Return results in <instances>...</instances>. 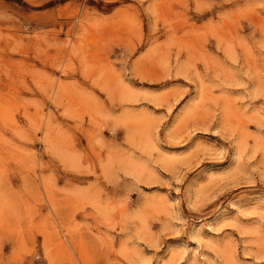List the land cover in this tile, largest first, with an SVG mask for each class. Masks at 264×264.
<instances>
[{"label": "rangeland", "instance_id": "obj_1", "mask_svg": "<svg viewBox=\"0 0 264 264\" xmlns=\"http://www.w3.org/2000/svg\"><path fill=\"white\" fill-rule=\"evenodd\" d=\"M0 264H264V0H0Z\"/></svg>", "mask_w": 264, "mask_h": 264}, {"label": "snow or ice", "instance_id": "obj_2", "mask_svg": "<svg viewBox=\"0 0 264 264\" xmlns=\"http://www.w3.org/2000/svg\"><path fill=\"white\" fill-rule=\"evenodd\" d=\"M220 124V117H217L215 126H219ZM200 132L207 133L209 132L208 129H201ZM163 135V133H161ZM218 136L219 133H216ZM192 137H195L193 139V143H196L197 141H201L204 144H211L212 141L210 139V136L208 135H198L196 130H193L191 136L189 139H192ZM156 143L163 145L165 141L163 140H157ZM219 147V144L216 145ZM191 147V145H189ZM143 159V157H141ZM230 167V165L227 162L226 156L223 152H220L217 155L213 156H205L203 160H200L198 163H195L193 165V175H195L196 172L201 173L200 176H197L196 182L192 185L191 188H188L187 195L185 194V188L189 185L191 176L188 179H184L183 177L177 178L175 176H169V179L173 181L172 184H169V192H171L174 188L175 193L177 195L172 196V199L175 201L177 205H182V203L187 200L191 201L192 198V189L196 187L200 183L201 180H204L207 178V173L219 171L221 169H226ZM159 171V169H157Z\"/></svg>", "mask_w": 264, "mask_h": 264}]
</instances>
